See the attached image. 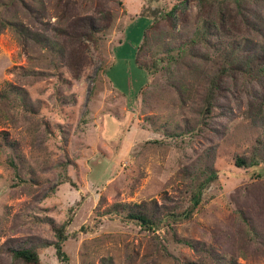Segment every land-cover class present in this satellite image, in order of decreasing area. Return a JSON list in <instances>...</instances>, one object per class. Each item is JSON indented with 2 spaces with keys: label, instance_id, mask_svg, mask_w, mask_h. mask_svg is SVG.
<instances>
[{
  "label": "rangeland",
  "instance_id": "1",
  "mask_svg": "<svg viewBox=\"0 0 264 264\" xmlns=\"http://www.w3.org/2000/svg\"><path fill=\"white\" fill-rule=\"evenodd\" d=\"M101 11L114 24L97 47L83 38L77 79L75 33ZM260 56L264 0H0V91L17 92L0 98V264L27 248L60 264L71 216L70 264H264V58L200 117L223 63ZM204 172L218 179L192 219L163 223ZM132 205L158 228L127 219Z\"/></svg>",
  "mask_w": 264,
  "mask_h": 264
},
{
  "label": "trees",
  "instance_id": "2",
  "mask_svg": "<svg viewBox=\"0 0 264 264\" xmlns=\"http://www.w3.org/2000/svg\"><path fill=\"white\" fill-rule=\"evenodd\" d=\"M233 1L241 4L245 0H233ZM177 8L178 7H175L172 10L171 14H174ZM113 16L114 15L112 12L101 11V13L97 14L96 16L85 18V21L83 20V24L85 25L84 30L81 31L80 34L75 33L77 40L73 42L74 50L71 53L72 57L70 58L71 63L69 64V67L77 79L80 78L81 73L84 67L86 66L87 60H88L87 54L85 52L86 49L83 46V38L92 42L97 47L98 43L101 40L100 35L108 31L109 28H111V26L114 24ZM2 26L5 27L6 23H2ZM150 26L151 25H149L146 29L145 38H144L143 43L138 49V53L145 46L147 31L150 28ZM233 54H235L234 56L238 55L237 53H233ZM262 58L264 57H261V56L252 57L251 59H249L248 67H244V65L240 61H238V59H227L226 62L223 63L222 67L218 69L216 74L211 78L209 82V87L204 97V106H203V109L201 111V116H200L202 118L203 123L207 124V120L212 115L215 104L218 99V96L222 94L223 84L225 80L227 78H234L235 76H237L238 73H241V74L248 73L249 70H252L260 66V64H262V61H263L261 60ZM137 64L142 69L147 70L150 76V70L144 67V65L140 63L138 54H137ZM16 93L17 92L15 88L13 87V85L8 83L6 84L4 89L0 91V98L9 99L11 94H16ZM4 140L8 142L9 146H15L16 144V143H13L12 141H9L8 135H5ZM236 164L240 168L253 169L255 172H257L259 168L258 167L259 161L256 158L251 159L250 162L245 161L244 158H237ZM10 165L13 166L15 170L17 169L13 161H10ZM217 179H218L217 172H211L210 174H207L204 172L201 176H199L198 184L195 186V188L191 192V195L188 199L189 200L188 207L184 211L167 214L163 219V223L169 225L170 223H177V222L192 219V217L194 216V213L196 212L197 208L200 206L203 200L204 192ZM66 180H67L66 183H69L72 186L76 187V184L73 182V180L70 177H67ZM126 208L128 207H124L123 209H126ZM127 211H128V215L126 218L138 222L140 225L143 226V228L147 230H154L155 228H158V226L154 223V221L149 216L147 209L144 206L132 205V206H129ZM72 220H73V217L71 216L62 226L55 228L56 238H57L55 249H56V256L60 264H70V258L64 250V244L69 238L68 235L66 234V231H67L68 226L71 224ZM13 256L15 260L20 261L24 264H40L41 263L39 254L34 249H31V248L16 250L13 252Z\"/></svg>",
  "mask_w": 264,
  "mask_h": 264
}]
</instances>
